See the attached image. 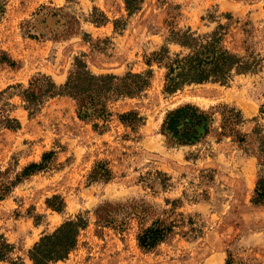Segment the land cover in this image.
<instances>
[{"label":"rangeland","instance_id":"rangeland-1","mask_svg":"<svg viewBox=\"0 0 264 264\" xmlns=\"http://www.w3.org/2000/svg\"><path fill=\"white\" fill-rule=\"evenodd\" d=\"M177 5L182 7L179 17L177 11L170 14ZM95 8L107 15L106 24L89 21ZM123 19L125 30L116 32L114 22ZM75 20L81 22L80 34L65 37ZM220 23H231L225 39L230 50L244 55L249 46L264 58V0H145L142 11L130 18L124 0H10L0 20V60L6 56L17 65L0 63V92L11 85L28 87L39 73L63 85L75 58L83 55L97 75L144 72L149 69L146 56L165 45L172 28L190 27L204 35ZM169 48L173 54L187 53L176 44ZM152 69L151 87L140 98L114 103L107 127L99 130L79 118L70 97L54 98L30 118L22 99L12 96V115L22 127L0 131L5 180L41 162L45 152H57L47 170L0 199V234L16 246L15 258L33 264L29 250L44 235L87 214L90 226L77 248L53 264H226L230 256L237 264H264V205L253 203L262 169L257 141L251 136L243 145L219 135L224 106L242 112L247 120L239 126L243 133L252 134L258 124L264 127V68L237 75L228 85L193 84L173 95L164 93L166 69L157 64ZM186 103L215 112L214 132L194 146L172 145L161 133L162 124L170 110ZM131 110L146 118L136 131L119 119ZM99 161L109 163L114 178L90 184L89 174ZM54 196L65 201L63 212L48 206ZM134 200L153 206L148 224L168 216L185 223L152 252L138 245L137 220L126 231H98L94 212L100 205ZM192 228L197 231L191 233Z\"/></svg>","mask_w":264,"mask_h":264},{"label":"trees","instance_id":"trees-1","mask_svg":"<svg viewBox=\"0 0 264 264\" xmlns=\"http://www.w3.org/2000/svg\"><path fill=\"white\" fill-rule=\"evenodd\" d=\"M9 1L0 0V20L7 12ZM124 2L130 18L142 11L145 0H124ZM181 9L180 5L172 7L170 14L172 10L178 12L177 17L182 16ZM41 13L43 11H39L38 15ZM225 16L232 19V14ZM89 21L96 26H102L109 19L105 13L95 8ZM28 24L33 28L36 27L32 21H29ZM230 24L220 23L214 31L204 35H199L190 27L187 29L172 28L165 45L150 56H146V64L149 69L144 72L130 71L121 76L115 74L97 75L90 70L83 55L75 58L68 80L63 85L57 84L51 76L41 73L31 78L28 87H24L22 84L11 85L0 92V131L3 129L19 130L22 127L21 121L12 115L14 109V105L10 102L12 96H19L22 99L30 118L37 116L54 98L70 97L76 102L79 118L94 123L95 129L99 130L107 127L106 123L113 116L111 107L114 103L127 98H140L151 87L154 77L152 67L155 64L166 69L164 89L166 95H173L193 84L213 82L228 85L237 75L261 72L264 68V58L261 57V54L251 50V47L248 46L247 54L242 55L230 50L225 45ZM114 25L116 32H122L127 23L124 19L116 20ZM80 30L81 22L75 20L73 29L67 30L64 35L65 37L78 35ZM170 44L181 46L187 53L173 54L169 48ZM0 63H7L12 67L17 65L15 61L6 56L1 57ZM12 90H16V93L11 92ZM223 108L220 138L233 136L235 141L243 145L251 136L257 141L256 154L262 169L253 203L264 205V127L258 124L252 134H245L239 130V126L247 123L242 112L229 106ZM119 119L134 131L142 127L146 121V118L137 110L119 114ZM215 121V112L207 111L192 103H186L167 113L161 133L172 145L194 146L205 141L214 132ZM56 156V151L45 152L41 162L30 163L12 180L9 178L5 180L8 171L0 170V199L11 194L18 184L47 170ZM113 178L114 171L110 168L109 163L99 161L89 174L88 181L90 184H107ZM47 204L58 212H63L66 207L61 196L48 199ZM94 214L99 232H102L106 227L126 231L131 222L137 220L140 227L137 236L138 245L145 252H152L170 240L177 233L178 228L185 223L184 220H176L168 216L152 219V222L148 224V219L153 214V206L145 201L135 200L122 203L106 202L100 205ZM189 224H193L192 219ZM89 226L90 219L87 214H79L68 219L53 233L44 235L29 250V259L33 264H53L65 260L77 248L82 231ZM195 231H197L196 228L190 230L191 233ZM15 250L16 246L4 234H0V261L9 264H25L23 258L14 257ZM226 264H237V262L230 256Z\"/></svg>","mask_w":264,"mask_h":264}]
</instances>
